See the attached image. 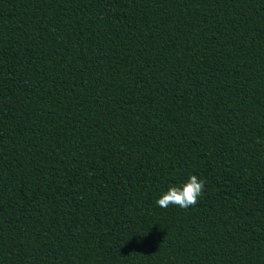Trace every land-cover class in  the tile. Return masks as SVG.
I'll use <instances>...</instances> for the list:
<instances>
[{
  "label": "trees",
  "instance_id": "obj_1",
  "mask_svg": "<svg viewBox=\"0 0 264 264\" xmlns=\"http://www.w3.org/2000/svg\"><path fill=\"white\" fill-rule=\"evenodd\" d=\"M0 264H264V0H0Z\"/></svg>",
  "mask_w": 264,
  "mask_h": 264
},
{
  "label": "clouds",
  "instance_id": "obj_2",
  "mask_svg": "<svg viewBox=\"0 0 264 264\" xmlns=\"http://www.w3.org/2000/svg\"><path fill=\"white\" fill-rule=\"evenodd\" d=\"M203 186L204 181L198 180L197 176L192 175L182 188L175 186L170 187L166 194L156 200V204L163 208H167L170 204L188 208L197 203L199 196L203 192Z\"/></svg>",
  "mask_w": 264,
  "mask_h": 264
}]
</instances>
